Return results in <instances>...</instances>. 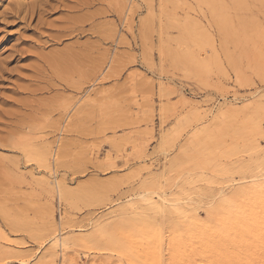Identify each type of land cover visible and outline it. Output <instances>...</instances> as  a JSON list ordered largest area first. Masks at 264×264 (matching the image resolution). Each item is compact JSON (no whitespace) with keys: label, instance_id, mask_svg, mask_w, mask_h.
Here are the masks:
<instances>
[{"label":"rangeland","instance_id":"obj_1","mask_svg":"<svg viewBox=\"0 0 264 264\" xmlns=\"http://www.w3.org/2000/svg\"><path fill=\"white\" fill-rule=\"evenodd\" d=\"M47 1L0 0V264H264V0Z\"/></svg>","mask_w":264,"mask_h":264},{"label":"bare ground","instance_id":"obj_2","mask_svg":"<svg viewBox=\"0 0 264 264\" xmlns=\"http://www.w3.org/2000/svg\"><path fill=\"white\" fill-rule=\"evenodd\" d=\"M66 1H67V0H66ZM51 2H54V0H48V1L46 2V4H45V6H47L48 3H49L48 7L50 6L51 10L56 9L57 4H58L59 6H64V4H65V0H57L58 3H57L56 5L53 4V3H51ZM55 2H56V1H55ZM55 2H54V3H55ZM82 5L84 6V4H82ZM87 5H88V4H87ZM89 5H90V4H89ZM83 6H82V8H83ZM85 6H86V5H85ZM85 6H84V7H85ZM57 7H58V6H57ZM86 7H87V6H86ZM78 8H80V7H78ZM78 8H76V9H78ZM82 8H81V9H82ZM76 9H75V10H76ZM78 10H79V9H78ZM40 14H41V13H40ZM81 20H82V19H81ZM88 20L90 21V19H88ZM88 20L84 19V21H77L76 24L78 23V24H81V25H85V23H87ZM91 20H92V19H91ZM76 24H75V25H76ZM69 31H71V30H69ZM75 32H76V28H72V33H71L69 36H72ZM82 32H83V31H82ZM77 35H80V34L78 33ZM77 35H76V36H77ZM69 36H67V37H69ZM65 37H66V36H65ZM62 39H63V37H60V38L57 39V43H55V42H54V43H55V44H58L59 42L61 43V42H62V41H61ZM41 91H42V90H34V91H31V94H32V93L35 94L36 92H41ZM34 96H35V95H34ZM24 107H25V106H24ZM26 107H28V106H26ZM29 107H30V106H29ZM26 109H27V108H26ZM11 123H12V122H11ZM12 124H13V123H12ZM12 124H11V125H12ZM13 125H15V124H13ZM18 130H21V131H22L23 128H20V129H18ZM1 139H4V138H1ZM1 139H0V140H1ZM7 139H8L7 141H5V140H4V141L7 142V144L9 145L10 148H17V149H19V150H23V151H24L25 149H27V146H28L27 143H21V142L15 141V140H13L12 138H9V137H8ZM1 141H2V140H1ZM4 141H3V142H4ZM5 142H4V143H5ZM3 145L8 147V145H5V144H3ZM45 160H47V159H46V158H45V159H42L43 162H45ZM56 160H57V159H56ZM57 185H58V184H57ZM62 197H63V196H62ZM60 198H61V197H60ZM0 210H2V209L0 208ZM1 235H2V233H1V231H0V239H3V241H5L6 239H5L4 237H2ZM63 243L65 244L64 241H63ZM63 257H64V256H63ZM63 259H64V258H63ZM63 261H64V260H63Z\"/></svg>","mask_w":264,"mask_h":264}]
</instances>
